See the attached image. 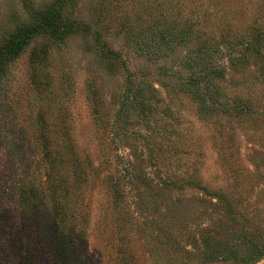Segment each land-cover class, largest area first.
Wrapping results in <instances>:
<instances>
[{
	"label": "rangeland",
	"instance_id": "obj_1",
	"mask_svg": "<svg viewBox=\"0 0 264 264\" xmlns=\"http://www.w3.org/2000/svg\"><path fill=\"white\" fill-rule=\"evenodd\" d=\"M49 1L35 0L38 5ZM178 8L182 21L190 18L207 33L230 25L235 35L254 23L264 25V0H180ZM163 10L169 13L168 2ZM157 11V0H80L78 4V17L99 23L131 68L144 70L159 90L157 116L148 125L137 124L132 133L140 131L143 136L133 135L123 147L113 145L116 136L110 127L123 81L103 70L82 39L54 48L41 66L33 62L31 51L12 66L0 87V264H21L17 187L24 179L42 182L44 178L43 133L50 145L64 152L66 161L73 164L78 157L88 169L80 202L87 234L68 240L72 264H121L124 248L132 264H201L196 249L201 230L223 228L228 204L248 220L244 224L264 229V116L250 123L201 117L195 102L178 91L179 78H174L183 72L185 48L152 43L141 53L120 30L124 21L133 24L136 14L143 15L142 22H155ZM25 18L21 0H0V33ZM253 70L231 77L227 86L231 94L251 97L256 110L262 111L264 81H255ZM128 145L138 148L144 161L149 147L157 151L156 169H145L146 175L157 181L199 175L202 185L223 192L224 200L191 189L171 193L162 185L145 193L140 185V192L119 195L116 203L108 177L117 174L113 165L117 155L123 158L121 171L123 163L135 159H130ZM42 227L48 248L49 220ZM54 249L55 256L49 254L46 264H61L57 246Z\"/></svg>",
	"mask_w": 264,
	"mask_h": 264
},
{
	"label": "trees",
	"instance_id": "obj_2",
	"mask_svg": "<svg viewBox=\"0 0 264 264\" xmlns=\"http://www.w3.org/2000/svg\"><path fill=\"white\" fill-rule=\"evenodd\" d=\"M79 1L51 0L38 5L35 0H21L26 18L0 33V87L8 78L15 62L28 51H31L33 62L41 66L49 61L54 48H62L70 40L80 38L103 70L112 76H119L123 81L118 107L110 125L116 136L113 138V145L123 147L124 141L131 140L133 135L138 138L143 136L140 131L132 133L137 124L148 125L157 116L161 105L159 90L144 70L131 68L123 52L115 49L106 39L99 23L78 17ZM179 1L157 0V12L160 16L155 22H142L143 15L136 14L133 24L131 21H124L120 25L121 32L125 33L129 42L136 43L141 53H146L145 46L152 43L160 44V48H185L183 72L174 78H179L176 82L178 91L195 102L201 117H223L239 123H250L257 116L260 119V116H264V109L256 110L251 97L231 94L227 85L231 77L243 75L252 69L254 80L264 81L263 23H254L246 32L235 35L231 34L233 27L230 25L217 33H207L198 29L190 18L182 21ZM165 2L169 4L167 14L163 10ZM139 21L142 22L140 25ZM34 72L35 79L36 66ZM163 84L169 87L166 83ZM100 118L104 120L103 117ZM42 138L46 164L42 182L24 179L17 187L16 203L22 223V235L18 240L21 264H46L49 254L51 257L55 256L54 246L58 249L57 261L72 264V257L66 250L68 240L73 235L87 234L83 223L86 217L84 213L80 214V202L81 195H84L82 189L84 180L88 178V169L85 165L82 166L78 157H75L73 164L66 161L64 152L50 145L51 140L45 133ZM145 140L148 141L146 138ZM127 148L131 153L130 159H135L132 163H123L121 171L119 167L123 158L117 155L116 163H113L117 174L108 177L116 203H119L117 196L126 195L129 191L137 192L140 185L145 193L148 189L162 185L171 193L182 194L191 189L200 191L210 199L224 200V193L212 191L202 185L199 175L192 174L188 180L157 181L145 174V169H156L157 151L149 147L150 155L144 161L137 154L138 148L132 145ZM224 212L228 217L223 228L217 230L208 226L201 230L199 244L196 245L199 253L197 260L201 264H258L263 261L264 229L244 224L248 220L241 219L242 215H238L232 204H228ZM46 220H49V229L52 231L48 248L42 227ZM185 252L192 255L191 252ZM120 254L123 255L121 264H132L125 248Z\"/></svg>",
	"mask_w": 264,
	"mask_h": 264
}]
</instances>
